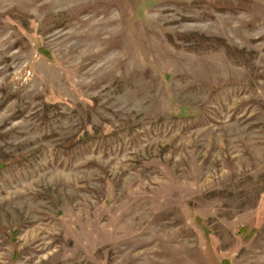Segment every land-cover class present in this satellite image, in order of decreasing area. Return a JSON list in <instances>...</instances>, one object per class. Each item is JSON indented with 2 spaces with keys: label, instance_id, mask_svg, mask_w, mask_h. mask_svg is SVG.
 Masks as SVG:
<instances>
[{
  "label": "rangeland",
  "instance_id": "1",
  "mask_svg": "<svg viewBox=\"0 0 264 264\" xmlns=\"http://www.w3.org/2000/svg\"><path fill=\"white\" fill-rule=\"evenodd\" d=\"M0 264H264V0H0Z\"/></svg>",
  "mask_w": 264,
  "mask_h": 264
}]
</instances>
